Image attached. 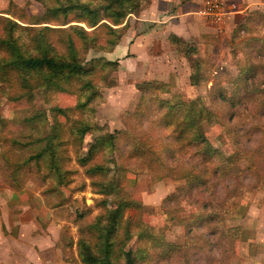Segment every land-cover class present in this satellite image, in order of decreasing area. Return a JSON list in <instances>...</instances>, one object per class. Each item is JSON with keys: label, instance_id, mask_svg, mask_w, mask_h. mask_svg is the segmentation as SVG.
<instances>
[{"label": "rangeland", "instance_id": "1", "mask_svg": "<svg viewBox=\"0 0 264 264\" xmlns=\"http://www.w3.org/2000/svg\"><path fill=\"white\" fill-rule=\"evenodd\" d=\"M189 1L191 0H143L141 12L127 16L122 25L126 24L127 30L114 49L108 46L105 36L97 39L92 49L91 45L87 47L84 41L82 44L78 42L81 47V59L86 62L92 60L93 65L100 66L96 70L93 82L96 87L94 100L84 111V120L93 124L95 131L85 138L83 147L86 150H77V152L85 155L95 139L123 131L127 129L128 124L130 127L128 131L133 136H144L143 130L148 134L147 137L150 136L149 142L153 150L163 151L166 141L162 136L169 131H162L153 123L150 124L158 116L153 103H149L150 106L153 105V109L146 114L149 119L144 118L140 126L130 119L132 113L138 110L137 106L142 94L139 85L148 82L164 83L163 93H158L163 99L170 100L176 95L181 96L185 101L200 99L213 115L211 122L203 123L205 133L224 157L236 156L238 159L234 174L221 181L215 196L225 198L235 195L237 200H244L249 207L240 224L248 232L250 239L264 243V106H261L264 104L259 98H253L258 97L259 94L246 99L244 90L240 91V99L233 107L228 101L220 100L217 95L218 89L223 87V84L228 90L225 94L227 98L230 96L229 93L234 91L231 82L238 76L239 64L246 53L243 46L239 48L237 43L244 37L245 39L255 36L264 38V17L258 19L255 33L249 36L241 34L239 38L233 32L239 22L222 26L220 31L199 16L207 0H192L191 3L195 5L190 12L193 21L204 26L208 23L206 28H202L205 35L200 37L197 33L195 35L197 38L191 37L189 24L173 19L169 24L175 25L174 30L180 33L181 37H178L184 43L173 42L171 35L174 33H170L171 30L164 27L167 24L159 23L174 14L179 4ZM82 2L93 8L107 4L104 0H82ZM17 8L25 10L30 15H43L45 12L40 0H0V13L8 9L18 12ZM252 11L245 14L243 22L248 14L256 13ZM262 14L264 15V12ZM142 19L148 20L143 28L138 24ZM204 22L206 23L202 24ZM80 26L91 31L84 24ZM133 26L134 29L130 31ZM152 30L155 33L149 38V49L144 46L136 50L137 52L131 49L132 45L141 43L136 40L139 37L136 36L137 31L147 35ZM237 47L239 51L235 49ZM259 58L261 59L257 58L256 61H263L264 66V57ZM107 62L118 64L104 67V63ZM220 68L226 69L227 74L222 71L215 76L214 72H220ZM197 72L200 83L193 85L191 76ZM259 74L258 88L264 89V74ZM214 82L217 83L215 88ZM15 92V88H10V85L0 84V214L6 212L7 217L11 216V220L7 218V221L10 227H13L15 216L26 211L25 216L35 217L48 238L58 243L59 248L63 250L66 264H76L80 230L105 213V210L98 205L99 201L108 199L113 203L117 197L101 195L97 192V188L92 186V180L85 174V168L77 162L74 146H67L69 160L66 162V169L74 172L71 182L60 185L52 178L43 179V174H36L25 168L18 177V181L22 184L21 190H17L13 169L3 161L2 153L5 149L4 141L8 138L18 137L26 142L31 140V134L34 138L48 136L54 123L51 110L56 107L76 111L70 114V121L81 117L82 114L74 108L78 102H85L86 97L81 98L67 92H46L43 88H38L33 90L34 96L31 98L11 100L10 97H14ZM39 110L45 111L49 118L48 122L40 126L41 135L40 132L32 130L28 124L22 123L24 119L35 115ZM60 120L65 121L64 118ZM66 124L70 125V122ZM130 143L129 139L119 142L118 154L111 152L109 148H104L96 155L93 163L104 165L108 170L107 180L123 186L131 199L143 207V218L148 226L155 229L156 234L163 233L168 243L182 246L184 256L176 254L155 262L158 258L156 256L151 264H264L263 247H255V250H251L249 243H241L234 245L232 250L231 248L226 250L213 246L214 238L202 227L195 226L193 233L189 234L180 224L170 222V212L174 205L164 206V201L187 186V180L181 178L179 173H183L181 170L186 167H194L196 160L188 155H180V163L176 165L174 175L165 178H160V175L152 172L151 168H146L145 165L141 167L139 163H136L135 171L125 173L117 169L113 161L118 160L119 154H126L131 149ZM236 174L238 176L233 181L232 178ZM234 185L238 188V192L233 194ZM192 192L194 194L191 196L180 195L181 205L185 211H180L178 215L184 216L186 212L200 208L201 203L209 197L208 192L197 190ZM126 215L135 220L139 214L132 208ZM136 244L137 241L134 240L127 247ZM185 246H188L187 249ZM158 251L159 248L156 251L152 250L153 253Z\"/></svg>", "mask_w": 264, "mask_h": 264}, {"label": "trees", "instance_id": "2", "mask_svg": "<svg viewBox=\"0 0 264 264\" xmlns=\"http://www.w3.org/2000/svg\"><path fill=\"white\" fill-rule=\"evenodd\" d=\"M104 1L107 2L106 5L93 8L83 4L82 0H40L45 7L43 15H30L18 8V12L8 9L0 13V84L15 88L16 92L14 97H10L11 100L31 98L34 96L33 90L38 88H43L46 92H67L81 98L86 97L85 102H78L74 108L82 114L81 117L72 121L70 114L76 112L73 109H52L54 123L51 133L45 138H34L31 134L30 141L24 142L18 137L4 141L2 159L13 169L17 190L22 188L18 177L25 168L36 174H43V179L52 178L60 185L71 182L74 172L66 169V162L69 160L67 146H74L76 160L85 168V174L92 180V186L97 188V192L117 197L113 203L108 199L99 201L98 205L105 213L80 230L76 264H151L156 256L158 258L155 262L176 254L184 256L182 246L168 243L163 233L156 234L155 229L146 224L143 207L131 199L123 186L107 180V168L93 163L96 155L104 148L120 153L118 143L129 139L131 149L126 154H119L118 160L113 161L117 169L125 173L135 171L136 163H139L141 167L145 165L146 168H151L160 178H165L174 175V169L180 163V155H188L196 160L194 167H186L181 170L183 173H179L181 178L187 180V186L164 201V206L174 205L170 212V222L180 224L189 234L193 233L195 226L202 227L214 238L213 246L232 250L234 245L249 243L253 250L258 243L250 239L248 232L240 224L249 205L242 199L237 200L235 195L225 198L215 196L221 181L234 174L238 159L236 156L224 157L205 133L203 123L211 122L213 115L202 100L185 101L179 95L170 100L163 99L158 95L163 93L165 84L162 82L139 85L142 94L138 110L132 113L130 119L140 126L147 117L146 114L153 109V105L150 106L149 103H153L158 116L150 124L153 123L162 131H169L162 136L166 141L163 151L153 150L149 142L150 136L147 137L145 131L142 130L144 136H133L128 131V124L123 131L95 139L85 155L78 154L77 150L85 149L83 145L86 136L95 131L94 125L84 120V111L94 100L96 87L93 82L100 66L93 65L92 60L89 61L92 63L90 66L91 63L88 65L89 62L81 59L78 42L82 44L84 41L92 49L97 39L105 36L108 46L114 49L127 30L126 24L122 26L127 16L139 14L143 0ZM132 2L134 4H130ZM260 17H264L262 12L248 14L245 21L234 30L235 36L240 38L241 34L249 36L255 33ZM80 24L86 25L91 31ZM171 39L173 42L184 43L175 34L171 35ZM240 39L241 42L238 41L237 44L239 48L242 45L246 53L243 52L245 57L239 64L238 76L231 82L234 91L227 98L225 94L228 90L223 84L217 91L218 98L228 101L233 107L240 99V91L244 90L246 99L259 94L260 97L253 98H259L264 104V89L258 88L257 82L259 72L264 74V66L263 61H256L257 58L264 57V38L255 36ZM239 48L235 49L239 51ZM116 64L118 63L107 62L103 66ZM222 71L227 74L226 69L220 68V72L215 71L214 75L218 76ZM195 75L191 76L193 85L200 83L199 72ZM215 82L214 88L217 84ZM48 120L47 113L39 110L22 123L28 124L41 135L40 126ZM68 121L70 125L66 124ZM237 176L236 174L232 180H236ZM234 187L233 194L238 192V188ZM195 190L208 192V199L201 203V209L186 212L184 216L178 215L180 211H185L180 195L191 196ZM132 208L139 214L135 220L126 215ZM134 240L137 241L135 247H127ZM187 247L185 246L186 249ZM158 248V253L152 252Z\"/></svg>", "mask_w": 264, "mask_h": 264}, {"label": "crops", "instance_id": "3", "mask_svg": "<svg viewBox=\"0 0 264 264\" xmlns=\"http://www.w3.org/2000/svg\"><path fill=\"white\" fill-rule=\"evenodd\" d=\"M226 1L229 3H234L238 8V11L236 13L230 14L229 17L226 18V24H225L226 26L228 25L230 26L231 22L232 23L239 22L238 25L235 26L234 30L243 22L245 18V14L247 12L249 11L251 12L252 10H254V12H257L255 10H260L261 12H264V0H226ZM191 2L192 0L186 2L185 4L184 3L179 4L176 7L175 13L172 14L170 17L165 18L163 22H160L159 24L161 25L167 24L164 27L168 28L167 30L170 29L171 30L170 33H174L177 36L181 37L180 33L175 32L174 30L175 25L173 24L172 26V23L169 24L171 20L178 19V21H182L184 23L189 24L188 29L191 37L195 36L197 33L198 36L200 37L201 35L204 36L205 34L202 32V28H206V24L208 23L206 22L202 23V24L206 23L204 26V25L196 24L195 21H193V17H191L192 13L190 12L192 11L195 5L192 4ZM231 15L233 17H231ZM230 17H231V21L229 19ZM142 21L138 23L141 26V28H143L144 24L146 25L148 20L142 19ZM130 29H131L130 31H132L134 29V26L131 27ZM154 33L155 32L152 30L150 34L146 35V33L142 34V31L140 32L137 31L136 36L139 37L136 40L141 41V43H136L135 46L132 45L131 49L133 50L135 49L136 51L139 50V48L141 47L143 48V46L149 49L150 47L149 38ZM25 214L26 211L21 215L20 213H18L15 216L13 227H10L7 221V218L11 220V216L7 217L8 214L6 212L0 214V264H66L63 257V250L59 248L58 243L56 244V242H52L53 239L48 238L49 236L47 235L46 232L41 230V227L35 217L29 215H27L26 217ZM53 236L54 235L52 234V238ZM251 240L258 243L256 244L257 247L264 248L263 242H260L259 240H255V239H251Z\"/></svg>", "mask_w": 264, "mask_h": 264}, {"label": "built area", "instance_id": "4", "mask_svg": "<svg viewBox=\"0 0 264 264\" xmlns=\"http://www.w3.org/2000/svg\"><path fill=\"white\" fill-rule=\"evenodd\" d=\"M237 11V6L234 3L230 5L226 0H207L199 16L220 30L222 26H225L226 18Z\"/></svg>", "mask_w": 264, "mask_h": 264}]
</instances>
